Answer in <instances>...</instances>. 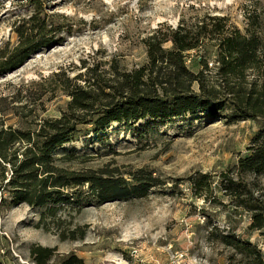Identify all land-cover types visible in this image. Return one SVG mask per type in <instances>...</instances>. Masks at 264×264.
I'll return each instance as SVG.
<instances>
[{"label": "rangeland", "instance_id": "1", "mask_svg": "<svg viewBox=\"0 0 264 264\" xmlns=\"http://www.w3.org/2000/svg\"><path fill=\"white\" fill-rule=\"evenodd\" d=\"M248 14L264 19V0H0V68L19 44L18 29L28 28L33 16L47 28L43 37L33 35L43 38L41 46L20 66L0 71V128L36 130L66 110V86L83 85L86 73L94 70L108 82L112 67L127 72L140 66L146 61L142 39L160 25L216 15L243 30ZM213 59L211 43L186 56L191 71L199 70L202 60L211 69ZM205 74L209 82L214 79L212 69ZM227 116L179 117L148 131L142 122L143 137L118 125L106 145L81 135L73 148L92 159L62 166L124 178L142 169L162 184L141 198L61 208L46 219L47 229L38 222L40 209L2 204L8 193L0 189V264H36L32 244L55 249L46 264H58L69 253L84 264H231V249L206 238L211 228L230 227L264 254V238L248 229L249 215L235 209L218 185V175L233 171L264 121L228 122ZM197 173L212 177L205 198L194 194L189 180ZM254 183V194L264 200V178ZM78 228L82 238H60V232Z\"/></svg>", "mask_w": 264, "mask_h": 264}, {"label": "trees", "instance_id": "2", "mask_svg": "<svg viewBox=\"0 0 264 264\" xmlns=\"http://www.w3.org/2000/svg\"><path fill=\"white\" fill-rule=\"evenodd\" d=\"M27 23L28 28L18 29L19 44L0 71L20 66L41 46L43 38L33 35L43 37L46 24L37 16ZM142 43L146 61L140 66L127 72L112 67L108 82L93 70L86 73L83 85H67L69 101L59 117L43 120L31 131L0 128V189L8 193L2 204L23 203L40 209L38 222L47 229L46 219L55 217L61 208L80 209L82 203L93 200L101 204L141 198L150 188L162 184L142 169L130 171L124 178L108 170L75 171L62 166L73 160L92 159L73 148L72 143L81 135L106 145L108 135L124 124L143 137L138 133L142 122L148 131L155 124L171 123L179 117L217 118L228 112V122L264 121V19L259 15L248 14L243 30L230 26L224 16H196L181 20L176 27L160 25ZM167 43L169 47H165ZM206 43L214 46V79L210 82L205 74V70H211L208 62L202 60L201 68L191 71L186 60L189 51L199 50ZM258 177L264 178V128L251 138L233 171L218 175L220 191L235 209L249 215L248 229L264 238V200L253 190ZM189 180L198 197L205 198L212 190L210 174L197 173ZM83 236L82 228L60 232L61 239ZM206 238L231 249V264H264L261 249L241 238L234 228H211ZM54 251L36 244L29 247L36 264H46ZM58 264L84 262L69 253Z\"/></svg>", "mask_w": 264, "mask_h": 264}]
</instances>
